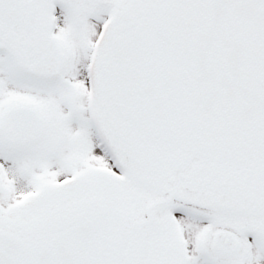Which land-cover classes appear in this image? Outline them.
<instances>
[{"label": "snow or ice", "instance_id": "6c2138e0", "mask_svg": "<svg viewBox=\"0 0 264 264\" xmlns=\"http://www.w3.org/2000/svg\"><path fill=\"white\" fill-rule=\"evenodd\" d=\"M0 264H264V0H0Z\"/></svg>", "mask_w": 264, "mask_h": 264}]
</instances>
